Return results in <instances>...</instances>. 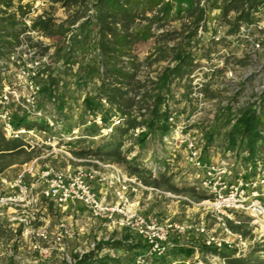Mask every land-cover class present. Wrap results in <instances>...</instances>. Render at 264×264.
I'll return each instance as SVG.
<instances>
[{
	"label": "rangeland",
	"instance_id": "1",
	"mask_svg": "<svg viewBox=\"0 0 264 264\" xmlns=\"http://www.w3.org/2000/svg\"><path fill=\"white\" fill-rule=\"evenodd\" d=\"M219 3L218 1L213 5L210 0L207 5L206 23L189 42L190 47L187 46L184 37L189 31L186 27L190 18L184 15L179 19L164 22L162 27L153 30L152 36L138 40L129 52L139 68L137 80L140 81L153 78L163 66L171 62L170 56L160 58L158 53L159 49L166 46L186 45L185 47L192 50L199 63L190 76L193 82L199 84H193L191 80V88L187 96V80L176 82L171 86L172 96L166 107H168V116L172 115L173 121L168 135L157 131L143 134L141 133L143 129L140 128L127 129L126 116L123 115L121 123L113 125L111 118L118 113L110 108L104 99L99 107L101 114L98 115L106 116L105 123L110 130L106 133H101L99 128L92 133L87 131L86 128L92 125L89 122L92 116L85 113L83 100L86 95L95 94L100 80L98 74L93 78L84 79L85 71L79 70V63L72 65L73 68L66 73L59 74L57 95L62 104L50 103L46 90L42 89H45L50 81L49 74L55 76L59 71L64 70L62 61L55 57V51L61 42L57 41L58 36L52 39L34 28L33 24L37 17L42 15L51 17L56 23H64L66 28L75 27L77 24L71 25L68 20L73 18L77 6L67 9L62 6L61 1L55 0H11L9 5L0 4L2 48L0 49V93L10 86L16 87L18 92L24 95L26 90L18 85V79H33L40 87L37 107L45 117L53 119L58 124L60 133L71 138L66 142L59 141L53 152L49 147L26 149L21 152L15 157L14 163L0 173V182L2 179H6V183L11 182L17 173L27 169V165L32 161L38 171L45 166L58 169L89 166L91 164L89 159L113 163L130 175H138L142 179L151 181L155 178L151 176V167L163 166L165 157H168L169 151L174 149L176 156L171 168H168L170 173H162L156 178L161 182L159 187L170 190L175 195H185L197 202L202 192L199 181L193 174L194 170L186 159L184 142L186 137H194L199 144L204 145L203 155L206 161L234 162L235 166L232 169L234 177L249 176L255 169L253 164L256 162H259L264 169V144L253 158L247 157L246 149L242 148L239 142L234 149L228 148V136L235 121L229 117L237 113L242 106L252 102L259 103L262 92L264 2L254 13L253 23L248 28L242 25L234 34L227 33L229 25L221 16ZM92 11L91 9L89 12ZM233 15L235 13L230 12L228 18ZM256 43H259V47H256ZM90 48L81 52L78 59L86 54L96 55V51ZM39 52L42 54L39 55ZM34 60L40 61L39 65L30 68L29 65ZM32 71L35 72L34 75ZM135 85L136 83L129 87L134 91ZM23 99L21 96L19 102H11L8 106L14 123L21 121L28 125L42 123L45 118L29 116L23 106ZM162 107L165 108L164 105ZM229 107L231 113L227 115L225 111ZM135 108L136 106L133 105L131 109H127V115L131 114L134 117ZM145 117L148 115L145 114ZM137 119H141L140 116ZM50 134L58 135L52 130ZM167 137L170 143L166 142ZM209 140L212 142L210 145L207 144ZM66 153L71 154L75 160L69 158ZM33 179L34 177L25 173L27 183ZM172 186L178 190L173 189ZM190 188H193L194 192L185 190ZM130 200L134 203V210L146 214L153 213L163 219L179 223L197 222L202 213L199 207L183 199L164 197L154 192L131 195ZM40 201L34 206L37 209L38 220L33 224V228H45L51 237L56 232L58 223L64 221L70 227L72 236L64 239L61 244L51 238L42 241L34 235L25 237L16 217L26 215L30 205L3 207L0 209L2 213L0 214V264H74L76 258L90 251H94L98 257L109 258V261L116 260L119 264H163V261L167 264H225L218 255L205 252L199 247L203 243L198 234L182 235L172 239L177 245L182 243L185 244L182 246L197 245L198 248L194 249L192 254L185 255L171 247L161 255L150 254L147 245L134 233L126 228L110 227L106 222L94 219L80 204L70 205L62 211L52 202L43 199ZM239 219L242 221L243 231L247 230L246 236L251 239L253 233L249 219L244 215L239 216ZM205 223L219 231L212 217L206 216ZM124 238L127 242L137 244L139 248L127 251L106 244L96 247L102 240ZM93 242L97 244L91 250Z\"/></svg>",
	"mask_w": 264,
	"mask_h": 264
},
{
	"label": "trees",
	"instance_id": "2",
	"mask_svg": "<svg viewBox=\"0 0 264 264\" xmlns=\"http://www.w3.org/2000/svg\"><path fill=\"white\" fill-rule=\"evenodd\" d=\"M61 1L62 6L70 9L77 6L71 20L75 27H64V23H56L51 17L38 16L33 27L54 39L61 45L55 51V57L61 60L64 70L58 75L49 74V83L45 89L48 100L54 105L62 104L58 100L57 89L59 88V74L66 73L72 69V65L79 63V70L85 71L84 79L93 78L98 74L100 80L95 94L84 97V111L89 113L93 119L95 115L101 114L103 99L120 116H126L125 127L127 129H143L141 133H154L168 135L171 132V125L168 123L169 98H171V86L176 82L188 81L186 86L187 94L190 92V76L199 66L195 62L192 50L189 49V42L197 35L199 28H203L207 18V5L210 0H55ZM213 5L219 1L218 7L221 16L229 25L228 34L239 31L242 25L249 27L253 23L254 13L264 0H211ZM11 0H0V4L9 5ZM93 10L91 13L90 10ZM82 11V14L80 12ZM4 12V11H3ZM234 12L233 17H229ZM188 16L190 22L188 32L184 34L187 46L177 44L159 49V56H170L171 62L163 66L156 75L148 80H137L138 66L129 52L138 40H144L152 36L153 30L162 27L164 22L170 19H179ZM73 28V29H72ZM185 30V29H184ZM69 34V37L67 35ZM66 41V43H64ZM91 47V48H90ZM87 48V49H86ZM94 49L96 55L86 54L78 59L84 50ZM0 49L1 45H0ZM42 52H39V55ZM82 60V61H79ZM187 78V79H185ZM136 79V82H134ZM139 79V78H138ZM135 85L134 91L129 87ZM259 103H250L240 107L239 111L231 117L235 120L229 133L228 148L234 149L238 144L246 149L247 157L253 158L264 144V82ZM129 87V88H128ZM41 90V91H42ZM133 93V94H132ZM147 104V105H146ZM136 106L134 117L127 115V109ZM165 106L163 108L162 106ZM144 110V111H142ZM230 107L225 113L229 115ZM145 114L148 117H145ZM108 115V114H107ZM140 116L141 119H137ZM228 118V120H230ZM102 121L106 122V116L101 115ZM91 127L86 128L94 132L100 127L91 121ZM17 126L45 128V120L42 123L28 125L23 121ZM146 138V137H145ZM145 138L143 140H145ZM210 139V137H208ZM212 144L211 140L207 143ZM26 149L18 139H6L0 129V173L14 163V159ZM153 180V181H152ZM143 179L146 184L159 187L161 182L154 178ZM173 189L178 190L176 187ZM194 192L193 188L185 189ZM202 197V196H199ZM230 228L236 232L247 235L242 225L229 223ZM103 244L115 248H124L127 251L138 249L137 244L127 242V239L100 241L97 248ZM197 246V245H195ZM203 251L221 257L225 264H264V241L255 242L247 254L243 257L234 255V251L216 249L205 245L199 246ZM182 254H192L193 246L173 245ZM156 258V257H155ZM119 264L116 260L109 261V258L98 257L94 251L83 253L76 258L74 264ZM163 264L167 262L163 261Z\"/></svg>",
	"mask_w": 264,
	"mask_h": 264
},
{
	"label": "built area",
	"instance_id": "3",
	"mask_svg": "<svg viewBox=\"0 0 264 264\" xmlns=\"http://www.w3.org/2000/svg\"><path fill=\"white\" fill-rule=\"evenodd\" d=\"M255 45L259 47V43ZM39 62L32 61L30 68H33V65L38 66ZM195 62H197L196 59ZM34 74L35 72L32 71V75ZM193 84L199 83L193 82ZM18 85L26 90V94L21 95L16 87L10 86L0 93V129L3 136L6 139L21 140L23 147L27 150L49 147L51 152L54 151L59 141L66 142L71 139L60 133L58 124L53 119L45 117L37 107L39 85L33 79H18ZM261 86L263 88V85ZM21 96L24 98L23 106L29 116L45 118L47 127L28 128L17 126L14 123L8 106L11 102H19ZM111 120H113V125H117L123 118L115 115ZM91 121L97 123L101 133L110 130L100 115H95ZM167 121L171 125L173 116L169 115ZM51 130L57 132L58 135H51ZM166 142H171L168 137ZM184 142L186 159L194 170L193 174L199 181V188L202 192V197L197 202L185 195H175L170 190L146 184L141 176L130 175L117 165L98 159H89L91 163L89 166H77L72 169L45 166L38 171L32 161L27 165V169L19 171L11 182L6 183V179L1 180L0 209L30 205L27 214L17 216L16 221L22 229L23 236L34 235L42 241L52 239L61 244L64 239L72 236V231L64 221L58 223L56 232L51 237L45 228H33V224L38 220L37 209L34 206L39 204L41 199L52 202L62 211L70 205H82L94 219L106 222L110 227L126 228L134 233L147 245L150 254H163L167 248L176 244L172 242L174 237L198 234L205 246L234 251L237 257L245 256L255 242L264 241V169L261 168L259 162H256L253 164L255 169L249 176L234 177L232 175L234 162L229 163L225 160L208 162L203 155L204 145L202 143L199 144L194 137H186ZM175 152L174 149L169 151L163 166L151 167V176L158 178L162 173H170L168 168H171V163L176 156ZM66 154L75 160L71 154ZM25 173L34 179L27 183ZM152 192L164 197L183 199L196 205L202 210V217L200 216V219L194 223H179L163 219L153 213L146 214L134 210V203L130 200L131 195ZM241 215L249 219V226L252 227L253 233L251 239L242 232L233 231L229 226V223L242 225L239 219ZM206 216L215 220L219 231L214 226L206 225ZM96 244L97 242L91 244V250ZM193 248L196 250L198 247L193 246Z\"/></svg>",
	"mask_w": 264,
	"mask_h": 264
}]
</instances>
